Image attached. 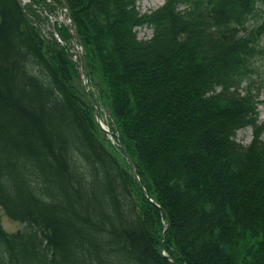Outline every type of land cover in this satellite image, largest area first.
<instances>
[{"label": "trees", "instance_id": "1", "mask_svg": "<svg viewBox=\"0 0 264 264\" xmlns=\"http://www.w3.org/2000/svg\"><path fill=\"white\" fill-rule=\"evenodd\" d=\"M137 1L0 0V264H264V0Z\"/></svg>", "mask_w": 264, "mask_h": 264}, {"label": "rangeland", "instance_id": "2", "mask_svg": "<svg viewBox=\"0 0 264 264\" xmlns=\"http://www.w3.org/2000/svg\"><path fill=\"white\" fill-rule=\"evenodd\" d=\"M22 2L24 4H26L29 2V0H25V1L23 0ZM164 3H165V0H138L137 1L138 7H139V10L141 11V13L151 12V11L155 10L156 8H158L159 6L163 5ZM44 14L47 15V13H45V12H44ZM63 20H64V17L61 15V13H58V12L52 13L50 18H49V21H48L49 24H47V23H46V25L44 24L45 32H48L49 29L54 30V22L55 21H63ZM137 31H138V36L141 39H149L153 35V29H151L150 27H147V26L138 27ZM54 34H55V37H56V35H58L60 37V35L58 33H56V31H54ZM73 51L76 52L77 55H80V49H79L78 45H76V47H74ZM261 71L264 72V65L261 68ZM258 99L259 100L263 99V101H264V91L261 92ZM259 119L261 121H264V102L259 105ZM236 139L240 143L248 145L253 139L252 128L247 127L245 129L239 130L237 135H236ZM1 222H2L3 228L7 232H10V233L16 232L17 230L21 229V227H22V224L20 222L12 220L8 216H6L4 213H2Z\"/></svg>", "mask_w": 264, "mask_h": 264}, {"label": "water", "instance_id": "3", "mask_svg": "<svg viewBox=\"0 0 264 264\" xmlns=\"http://www.w3.org/2000/svg\"><path fill=\"white\" fill-rule=\"evenodd\" d=\"M55 5L60 10L61 15L64 17L63 22L67 23L70 26L71 33H72V35L74 37V41L79 46L80 53L83 56V64H82V66L79 65V71H80V75H81L83 87L86 90V92H87V94H88V96H89V98L91 100V103H92V105L95 108V115H96L97 121L100 124V126L102 127V129L107 134L112 135V132L110 131V129L101 120L99 110H98V108H97V106H96V104H95V102H94V100L92 98L91 90H90V85H89V79H88V70H87V65H86L85 51H84V48H83V46L81 44V40H80L79 34L77 32V29L74 26V24L72 23V19H71V16H70V12H69V10H68V8H67V6L65 4H57L56 3ZM127 159H128V161L130 163L133 176L137 179L138 183L142 186L141 180H140L139 175H138V172H137V167H136L134 161L130 158L129 155H127ZM142 189H143V192L145 193V195H147L146 189L143 186H142ZM168 227H169V224L166 226L165 231H164V233L162 235V238H161L162 239L161 240L162 241L161 242V252L164 255H165V250H164L165 232L167 231Z\"/></svg>", "mask_w": 264, "mask_h": 264}, {"label": "built area", "instance_id": "4", "mask_svg": "<svg viewBox=\"0 0 264 264\" xmlns=\"http://www.w3.org/2000/svg\"><path fill=\"white\" fill-rule=\"evenodd\" d=\"M25 1V0H24ZM56 38L59 40V41H61V39H60V37L58 36V35H56ZM62 42V41H61Z\"/></svg>", "mask_w": 264, "mask_h": 264}]
</instances>
